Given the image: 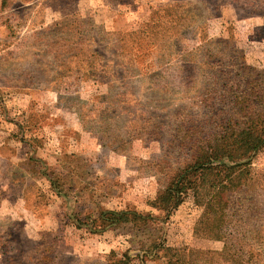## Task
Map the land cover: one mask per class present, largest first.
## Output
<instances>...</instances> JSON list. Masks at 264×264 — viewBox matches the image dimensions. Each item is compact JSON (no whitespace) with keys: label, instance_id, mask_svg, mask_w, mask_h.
Returning <instances> with one entry per match:
<instances>
[{"label":"rangeland","instance_id":"374dc122","mask_svg":"<svg viewBox=\"0 0 264 264\" xmlns=\"http://www.w3.org/2000/svg\"><path fill=\"white\" fill-rule=\"evenodd\" d=\"M244 129L264 138V0H0V264H168L161 237L264 264V142L160 205Z\"/></svg>","mask_w":264,"mask_h":264},{"label":"trees","instance_id":"16d2710c","mask_svg":"<svg viewBox=\"0 0 264 264\" xmlns=\"http://www.w3.org/2000/svg\"><path fill=\"white\" fill-rule=\"evenodd\" d=\"M263 137H258L251 132L248 133L246 129L240 131V134L235 138L237 145L236 146H242L243 152L239 153L238 155H235L234 150L231 149L232 147L228 144L226 145L227 149H220L216 150L215 153L212 152L209 154V156H202L200 155L197 157L195 163L191 164L185 170L183 173H179L178 177L175 178L174 181L170 182L167 186H165L160 192L162 201L160 205L164 209H169L172 211L177 207L178 203L182 200L183 195L187 193L189 188L193 189V192H198L199 188L202 187L207 179L205 176V171L207 169L213 168V161L212 159H221L226 157L228 161L231 162V165H228V168L231 169L237 164V158H243L248 152L252 151L253 149L257 148L261 142L263 143ZM214 156L209 159V157ZM238 156V157H237ZM208 158V159H205ZM197 176L194 180L191 179V177ZM199 179V181L197 180ZM220 186L225 187L226 184L224 181L220 180ZM195 183V184H194ZM226 188V187H225ZM222 189V188H221ZM197 195V194H196ZM166 202V203H165ZM134 216H141L135 212H130L128 210H105L101 212V219L103 226H109V225H116L120 222L129 221L132 218L130 215ZM98 230V229H95ZM162 240L159 243H155L154 249L158 251L165 252V254H170V259L168 264H187L189 259L193 260V258H189L188 260L182 261V259H185L187 255H193V251L188 249H181V248H172L165 244V239L163 237L160 238ZM197 251L196 253H198ZM157 253V251H156ZM202 254L206 255V258L213 259L214 255L211 253V251L202 252ZM226 256L227 264H241V260L238 261L236 259V253H228L227 251L224 253ZM198 259V258H197ZM124 264H126V260H121Z\"/></svg>","mask_w":264,"mask_h":264}]
</instances>
